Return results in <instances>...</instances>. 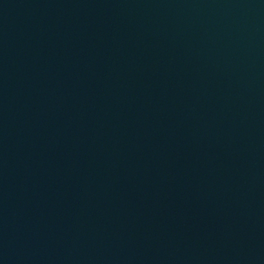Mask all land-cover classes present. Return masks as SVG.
<instances>
[{"label":"water","instance_id":"1","mask_svg":"<svg viewBox=\"0 0 264 264\" xmlns=\"http://www.w3.org/2000/svg\"><path fill=\"white\" fill-rule=\"evenodd\" d=\"M0 12L264 203V0H0Z\"/></svg>","mask_w":264,"mask_h":264}]
</instances>
